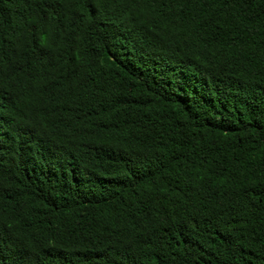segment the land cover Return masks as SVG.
<instances>
[{
    "label": "trees",
    "instance_id": "1",
    "mask_svg": "<svg viewBox=\"0 0 264 264\" xmlns=\"http://www.w3.org/2000/svg\"><path fill=\"white\" fill-rule=\"evenodd\" d=\"M0 264H264V0H0Z\"/></svg>",
    "mask_w": 264,
    "mask_h": 264
},
{
    "label": "bare ground",
    "instance_id": "2",
    "mask_svg": "<svg viewBox=\"0 0 264 264\" xmlns=\"http://www.w3.org/2000/svg\"><path fill=\"white\" fill-rule=\"evenodd\" d=\"M160 195V194H159Z\"/></svg>",
    "mask_w": 264,
    "mask_h": 264
}]
</instances>
